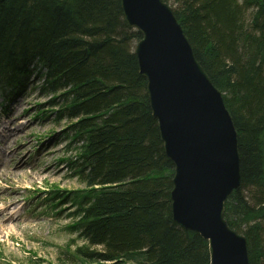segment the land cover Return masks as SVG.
Masks as SVG:
<instances>
[{"label": "trees", "instance_id": "1", "mask_svg": "<svg viewBox=\"0 0 264 264\" xmlns=\"http://www.w3.org/2000/svg\"><path fill=\"white\" fill-rule=\"evenodd\" d=\"M163 1L233 120L241 184L224 218L249 264H264V0ZM140 39L121 0H0V83L35 71L76 148L65 164L84 188L49 200L73 207L66 230L82 245L56 264H210L207 241L172 220L174 168L138 71Z\"/></svg>", "mask_w": 264, "mask_h": 264}, {"label": "water", "instance_id": "2", "mask_svg": "<svg viewBox=\"0 0 264 264\" xmlns=\"http://www.w3.org/2000/svg\"><path fill=\"white\" fill-rule=\"evenodd\" d=\"M150 110L172 163L174 223L207 241L210 264H249L245 238L224 219L225 203L241 184L237 132L221 92L163 0H121Z\"/></svg>", "mask_w": 264, "mask_h": 264}, {"label": "rangeland", "instance_id": "3", "mask_svg": "<svg viewBox=\"0 0 264 264\" xmlns=\"http://www.w3.org/2000/svg\"><path fill=\"white\" fill-rule=\"evenodd\" d=\"M29 80L33 82L35 77ZM30 86L33 89L27 90L28 95L7 115L12 122L6 143L9 150L5 159L0 157V207L15 214L11 221H6L5 215L6 220L0 219V264H56L67 260V251L82 245L66 230L74 223L69 217L74 210L70 204L56 207L58 218L49 216L51 209L40 215L43 206L51 204L44 202L49 190L84 187L64 165L65 160L74 158L76 149L67 137L69 122L56 124L48 114L58 109L49 105L55 96H44L35 84ZM43 112L50 118L39 116Z\"/></svg>", "mask_w": 264, "mask_h": 264}, {"label": "bare ground", "instance_id": "4", "mask_svg": "<svg viewBox=\"0 0 264 264\" xmlns=\"http://www.w3.org/2000/svg\"><path fill=\"white\" fill-rule=\"evenodd\" d=\"M124 16V15H123ZM126 22V21H125ZM131 28V27H130ZM136 30V29H135ZM137 31V30H136ZM138 32V31H137ZM139 33V32H138ZM141 40V39H140ZM140 40L138 41V42H136V44H135V46H134V55H135V49H136V46H137V44L140 42ZM38 58H40V56L38 57ZM135 58H136V62H137V66H138V71H139V65H138V60H137V57H136V55H135ZM204 71V70H203ZM139 74H140V71H139ZM206 74V73H205ZM207 75V74H206ZM209 78V77H208ZM152 114V113H151ZM153 117V116H152ZM171 191H172V188H171V190H170V193H171ZM171 216H172V212H171ZM12 218H13V214L10 216V220H12ZM172 220H173V217H172ZM9 229H12V228H9Z\"/></svg>", "mask_w": 264, "mask_h": 264}]
</instances>
